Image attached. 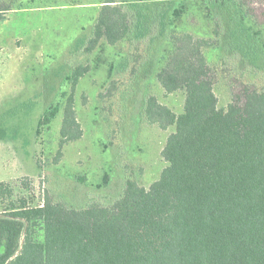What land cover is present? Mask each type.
Here are the masks:
<instances>
[{
  "label": "trees",
  "instance_id": "16d2710c",
  "mask_svg": "<svg viewBox=\"0 0 264 264\" xmlns=\"http://www.w3.org/2000/svg\"><path fill=\"white\" fill-rule=\"evenodd\" d=\"M102 2L90 51L103 39L135 43L152 31L171 45L154 78L166 93L184 92L183 113L154 93L143 107L144 122L176 127L162 151L168 164L149 188L128 178L110 202L95 197L79 207L50 195L35 206L11 201L0 212V264H264V88L253 81L264 75V49L251 37L264 17L247 0H208L215 27L206 37L177 27V0ZM207 47L230 56L238 50L256 67L236 63L233 75L242 82L226 109L219 108ZM87 70L72 73L60 155L64 143L83 135L74 93ZM12 196L0 182V200Z\"/></svg>",
  "mask_w": 264,
  "mask_h": 264
},
{
  "label": "rangeland",
  "instance_id": "374dc122",
  "mask_svg": "<svg viewBox=\"0 0 264 264\" xmlns=\"http://www.w3.org/2000/svg\"><path fill=\"white\" fill-rule=\"evenodd\" d=\"M102 1L0 0V182L13 189L12 198L0 200V212L21 198L40 205L46 195L79 207L95 197L110 202L128 178L149 188L168 164L162 151L176 127L164 130L144 122L143 107L154 93L183 113L184 92L166 93L154 78L171 45L158 28L135 43L129 37L114 45L103 39L90 51ZM247 2L263 19L260 0ZM207 4L177 0L182 11L177 27L211 37L215 24ZM155 34L159 38L152 43ZM252 36L264 49V27ZM205 51L219 108L226 109L242 82L233 75H238L236 63L256 67L238 50L232 56L213 47ZM258 61L263 65L264 57ZM78 67L88 69L74 93L83 135L64 143L60 155L64 107ZM253 78L264 88V75ZM53 109L55 116L42 122Z\"/></svg>",
  "mask_w": 264,
  "mask_h": 264
}]
</instances>
